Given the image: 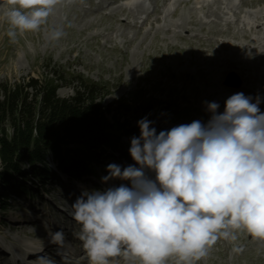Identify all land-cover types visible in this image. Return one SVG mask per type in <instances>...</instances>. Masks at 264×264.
Listing matches in <instances>:
<instances>
[{"label": "rangeland", "instance_id": "1", "mask_svg": "<svg viewBox=\"0 0 264 264\" xmlns=\"http://www.w3.org/2000/svg\"><path fill=\"white\" fill-rule=\"evenodd\" d=\"M6 1L11 7L9 0ZM70 1L59 0L58 12L54 8L38 31L17 33L15 42L7 35L9 25L0 13V83L13 82L29 75L41 79L52 77L59 79L57 94L68 97L74 93L76 81H94L100 85L102 94L97 97L104 104H109L108 120L113 124H122L120 128L130 133L119 136L116 148L103 145L106 149L99 155L100 163L91 159V173L86 171L80 177L61 171L62 168H58L51 157L47 162L54 171L52 175L37 173L34 176L36 180L12 173L0 176V239L11 245H29L30 241L40 246L50 241L54 230L60 226L66 236L60 245L68 247V251L64 248L67 252L65 258L72 263L75 260L73 252L82 253L83 244L76 238L80 225L72 216L70 201L73 203L83 188L104 189L120 184L131 186L129 181L119 179L102 183L101 177L107 175L106 165L109 163L122 167L135 165L128 149L130 139L140 135V130L136 131L139 119L147 117L153 121L151 126L156 128L157 133L193 120L206 123L211 113L206 110L203 101L216 99L211 93L212 76L208 70L216 71L217 65L205 64L212 57L209 48L200 52L197 41L192 40L191 35L198 31V22H185V28L194 29L190 33L183 32L181 28L175 34L159 30L154 35L153 29L149 31V21L140 28L122 24L121 18H134L127 12L114 10L123 1L100 10L95 4L84 1L69 4ZM147 9L151 10V6ZM182 10L183 13L178 11L170 19L188 16L189 7L184 6ZM113 12L114 17H111ZM91 23L95 24L90 26ZM56 29H62L65 35L53 41L50 34ZM72 45L76 48L69 50ZM48 70H54L55 74L48 73ZM227 79H238L236 83L240 86L248 82L247 72L239 73L231 66L223 75V80ZM223 108L220 106L218 111L222 112ZM80 157L83 162L88 160L86 156ZM0 171L6 172L4 168ZM145 172L149 178L155 175L153 170L146 169ZM71 196L72 199L67 198ZM224 242L231 243V240ZM224 242L219 239L218 244L208 248L207 255L193 260L192 264H252L251 259L241 256V252L233 251L237 244L235 241L228 248H225ZM256 254H264V251L257 250ZM35 257L38 259V256ZM168 258L171 261L168 262ZM168 258V264H185L176 255ZM1 262L7 264L8 260Z\"/></svg>", "mask_w": 264, "mask_h": 264}, {"label": "clouds", "instance_id": "2", "mask_svg": "<svg viewBox=\"0 0 264 264\" xmlns=\"http://www.w3.org/2000/svg\"><path fill=\"white\" fill-rule=\"evenodd\" d=\"M59 0H9L3 15L12 42L17 33L35 32L47 22ZM53 30L50 39L64 36ZM259 96L236 92L219 112L216 101H203L206 123L193 120L157 133L147 117L137 121L139 136L130 139L135 165H106L104 189L83 188L71 207L80 225L91 264H110L124 249L142 264H165L176 255L192 264L207 255L218 238L235 241L236 232L264 239V112ZM138 165V167H137ZM145 169L155 172V180ZM63 244V230L52 234ZM42 251V249H41ZM242 252L243 247L233 248ZM37 264H55L47 255Z\"/></svg>", "mask_w": 264, "mask_h": 264}, {"label": "bare ground", "instance_id": "3", "mask_svg": "<svg viewBox=\"0 0 264 264\" xmlns=\"http://www.w3.org/2000/svg\"><path fill=\"white\" fill-rule=\"evenodd\" d=\"M82 1L95 4L100 10L109 4L116 5L119 0H71L69 4H77ZM149 6H151V10L147 9ZM184 6L189 7L188 16L184 15L181 19H170L178 11L183 13L182 7ZM7 7L9 8L7 1L0 0L1 14ZM55 8L56 12H58L60 6L56 5ZM114 10L127 12L134 17L132 19L130 17L120 19L122 24L127 27L138 26L140 28L146 25V21H149L151 25L149 31L153 29L154 35L159 30L175 34L181 28H183V32L190 33L194 29L185 28V22H198V31L191 35L192 40L195 39L197 41L200 52L209 48L212 57L207 59L208 63L205 62V64L213 63L215 66L217 65L216 71L207 69L212 76L210 84L213 85L211 93L215 94L216 97L214 101L224 107V101L228 96L236 92H243L253 98L259 96L261 101L259 108L264 112V0H238L237 4H234L233 0H137L133 2L125 0L117 4ZM110 16L114 17V12ZM116 19L119 20L118 18ZM138 21H140L139 25ZM93 24L95 23H91L90 26ZM109 28L114 30L113 27L109 26ZM147 33L145 32V34ZM97 34L100 33L98 32ZM93 35L96 37V34ZM186 37L189 36L186 35ZM185 39L187 40V38ZM95 41L97 43V38ZM75 48L76 45H72L69 50ZM230 66L239 73L247 72V85L235 86L238 79H234V81L233 79L223 80V75ZM252 70L255 72L252 73ZM256 82L258 83L256 84ZM151 179L155 180V175H152ZM73 196L75 195L73 194ZM67 198L72 199V196ZM70 204L72 205V200ZM67 220L70 222V219ZM16 222L18 224V221L14 223ZM19 224L22 223L19 222ZM59 227L54 231L60 230ZM236 236L235 242L237 244L234 247H243L241 256L251 259L252 264H264V254H256L257 250L264 251V239L254 238L243 230L236 232ZM76 238L79 239L78 236ZM219 239H222L223 242L228 241L221 237L218 238L215 244H218ZM233 242L231 240V243ZM29 243L31 244L11 245L0 239V264H3L1 261L4 259H7L9 264H34L29 260L37 259L32 258L33 254H39L42 247L46 249L43 245L46 241L41 243L40 246L32 244L30 241ZM231 243L224 242L225 248H228ZM50 245L55 246L58 244L48 243L47 247H53ZM65 249L68 251L67 246H65ZM33 251L35 252L33 253ZM80 252L82 253L73 252L75 260L72 263L63 258L61 264H91L84 248ZM61 255L65 256L66 253L63 251ZM55 257L58 256L55 254ZM169 261L171 260L168 258ZM168 262L165 261V264H168ZM110 264H142V260H139L134 254L128 253L127 249H124L121 255L110 258Z\"/></svg>", "mask_w": 264, "mask_h": 264}, {"label": "trees", "instance_id": "4", "mask_svg": "<svg viewBox=\"0 0 264 264\" xmlns=\"http://www.w3.org/2000/svg\"><path fill=\"white\" fill-rule=\"evenodd\" d=\"M58 80L29 75L0 83V168L6 170L0 176L52 175L51 157L58 168L80 177L91 173V159L100 163L103 145L116 148L119 136L130 133L108 120L110 107L97 97L98 83L80 79L72 95L60 97Z\"/></svg>", "mask_w": 264, "mask_h": 264}, {"label": "water", "instance_id": "5", "mask_svg": "<svg viewBox=\"0 0 264 264\" xmlns=\"http://www.w3.org/2000/svg\"><path fill=\"white\" fill-rule=\"evenodd\" d=\"M236 85H238V83H235Z\"/></svg>", "mask_w": 264, "mask_h": 264}]
</instances>
